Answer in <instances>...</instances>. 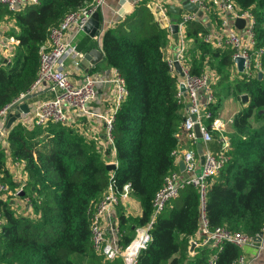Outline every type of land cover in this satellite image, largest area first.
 I'll return each mask as SVG.
<instances>
[{"label":"trees","instance_id":"1","mask_svg":"<svg viewBox=\"0 0 264 264\" xmlns=\"http://www.w3.org/2000/svg\"><path fill=\"white\" fill-rule=\"evenodd\" d=\"M91 2L41 0L24 10L4 7L1 14L15 21L18 31L12 35L19 44L10 60L0 58V110L26 93L37 78L39 51L51 29ZM234 2L254 16L255 47L263 49V75L238 72L234 48L205 40L212 30L205 20L218 19L217 14L186 23L189 70L197 75L210 71L215 77L208 125L229 95L241 100L247 94L249 99L222 134L228 141L226 159L216 175L206 178L204 195L193 183L179 189L156 216L149 229L151 241L140 251L138 264H207L217 252L215 247L197 246L191 257L203 206L209 229L224 227L256 237L264 228V112H260L264 110V0ZM172 36L146 5L104 31L105 64L119 72L127 90L113 121L114 154L111 146L104 148L74 124L16 122L10 128L7 147L0 144V179L16 191L21 184L7 160L25 162L27 180L19 197L33 214L17 212L10 200L0 197L5 219L0 224V264H125L122 256L107 260L95 248L94 213L111 182L121 189L129 185L141 213L133 216L124 203L116 206L118 245L124 249L149 224L153 200L165 178L179 171L174 152L185 133L188 102L179 99V76L164 54ZM193 148L199 151L197 145ZM109 160L117 162L113 170L107 167ZM242 255V247L227 242L215 264H240Z\"/></svg>","mask_w":264,"mask_h":264},{"label":"built area","instance_id":"2","mask_svg":"<svg viewBox=\"0 0 264 264\" xmlns=\"http://www.w3.org/2000/svg\"><path fill=\"white\" fill-rule=\"evenodd\" d=\"M105 1L92 0L90 5L68 13L58 26L51 29L47 42L41 46L39 51L40 66L37 78L26 93L21 94L19 98L0 110V136L5 135L3 124L8 122L10 113L17 111L15 105L21 100V97L34 93L48 85L55 91V96L35 103L32 108L30 107V111L24 113L17 122H22L27 126L46 124L48 122L74 124L88 137L95 138L103 143L104 147L111 146L113 154L115 153L112 127L115 113L127 93L124 80L119 72L114 69L112 78L100 79L95 74H90L83 82L75 83L67 70L69 59L76 60L75 65L78 66L80 59L84 57V53L79 50L77 43L74 41V36H69V32L72 29L75 30V35L83 32L89 19L95 12H99L102 9ZM189 1L197 4L199 9L204 11V16L215 13L219 18V28H211V32L205 35V40L211 41L219 47L230 46L234 48V58L242 56L245 59L244 72L248 74H259V72H262L260 57L263 54V49L255 47L254 16L250 10H240L234 0ZM40 3L41 0H0V6H7L10 10L36 6ZM199 18L200 16L197 12H186L178 20L179 38L177 40V51L174 57L167 58L173 73L178 74L175 66L176 61L180 63L184 72L183 76L178 74L179 90L177 95L180 100L188 102L184 129L193 147L199 141L194 130L196 124L199 125L202 133L203 147L213 140L212 130H222L224 128V123L220 119L214 118L210 125L207 123L208 119L213 117L208 105L215 100L211 88V83H213L215 77L210 71L200 75L194 74L189 70V65L186 63L189 49V40L185 34L186 23ZM237 18L246 20L242 29L235 25ZM205 22L209 24V18ZM252 66L254 70L251 69ZM102 81L110 82L115 89L111 105L105 113L95 111L92 105L97 95L96 86ZM181 83L185 85V92L180 90ZM193 114L196 116L195 120L191 117ZM98 119L102 120L104 124L103 132L96 125V120ZM220 142L222 147L219 152L212 151L209 148L203 150L205 158L203 164H199L201 155L199 156L194 148L182 154V159L186 164V171L193 172L195 175L186 178L181 171H174L165 178L163 187L157 192L153 200L154 211L149 224L143 229H139L136 238L124 249L118 245V228L112 219V212L119 203H124L128 200L130 187L125 184L121 189L114 182L109 184L104 196L96 206L92 224L94 246L104 255L105 259L112 260L122 256L125 264H138L137 258L140 251L146 248L151 241L149 229L152 227L156 216L171 198L178 195L179 189L186 183H193L201 187L204 195L206 178L216 175L226 159L224 150L228 145V141L222 136ZM178 150L174 152L175 156L179 155ZM109 163H114L117 166V162L113 160ZM10 169L14 179L18 180L21 185L16 191H13L7 183L0 179V197L5 200H9L8 196L10 197L12 194L19 196L23 191V184L27 180L24 161L12 160ZM111 176L113 177L114 173ZM10 201L13 202V200ZM23 201L26 207V200ZM4 222L5 219L0 214V224ZM262 232L264 234V228ZM256 237L240 231L231 232L224 227L209 229L203 206L199 233L192 240V243H195V247H215L217 252L211 256L207 263L215 264L218 252L222 250L225 243L231 242L243 248L246 245L255 244L257 241ZM192 254L194 255V252ZM239 262L240 264L246 263L244 255L240 257Z\"/></svg>","mask_w":264,"mask_h":264},{"label":"crops","instance_id":"3","mask_svg":"<svg viewBox=\"0 0 264 264\" xmlns=\"http://www.w3.org/2000/svg\"><path fill=\"white\" fill-rule=\"evenodd\" d=\"M184 1L185 0H106L104 6L99 11L101 13V21L104 22V28L102 31H100L98 35L92 37L90 34L86 33L85 31L75 35V30L72 29L69 32V36L71 37L74 36V41L77 43L79 50L82 51L84 54L93 47H96L98 44L100 45L103 51L102 36L104 34L105 29H107L108 27L115 26L120 21H124L125 18L129 14H131L136 7L141 5H146L151 10L155 18L161 23V25L169 28L171 31L170 25L174 22V20L178 22V20H180L183 17V14H185L186 11L183 10L181 14H176L170 11V6L171 5L177 6V9L175 10L178 11V8H181L183 6ZM4 7L7 8V6L4 5L0 6V58H5L6 60H10L14 54L15 47L19 44V40L14 35H12V32H17L18 28L16 27L14 20H8L7 15L1 14V12H3L4 10ZM17 10H24V8ZM209 25L212 27V29H218L219 18L212 22L210 21ZM177 44L178 41L175 40V38L173 37V41L164 47V54L168 59L175 56L178 47ZM82 59H80L78 66L75 65L76 60L74 59H69L67 63L68 73L70 74L72 80L75 83L83 82L85 78L90 74H95L100 79H108L110 77L112 78L114 74V68L108 67L105 64V61L99 63L90 61L88 63L83 64ZM96 88H97V95L95 100L92 102L93 109L97 112L105 113L108 111L111 105L113 93L115 92L114 86L113 84H110V82L107 83L102 81L97 84ZM36 93L37 95L35 97L26 100V102L29 104L31 108L35 105V103L53 98L55 96V91L52 90L48 85L45 88L37 90ZM232 98L234 100H227L226 104L225 102H223V105L228 104L229 107L233 108L232 114L229 116L228 115L223 116L222 109L220 110L219 115L216 117V119H220L223 121L224 128L222 130H214V132H217L218 135H215L213 133V140L208 145H204L203 150L209 148L210 150L216 152L221 149L220 141H221V137L223 136L222 135L223 132L229 129L230 123L232 122L234 115L238 113L240 110H242L244 106L247 104L244 103L242 99L241 100L235 99L234 96H232ZM16 122L17 121H15V123ZM7 124L8 122L3 124V127H5L4 130L5 135L0 136V144L5 147H7L8 145L7 139L10 132V128L9 129L7 128ZM96 125L101 130V132H103L104 124L102 120L100 119L96 120ZM191 148H193V144L188 139L185 132L184 134H182L181 144L178 148L179 155L175 156L177 165L179 160L182 159V154ZM198 155L200 156L199 151H198ZM110 161L112 160H109V162ZM199 161H200L199 164H201V160ZM11 162H12V158L9 157V159L7 160L8 167H10ZM130 205L135 207L136 210L135 213H130V210L128 208V206ZM124 206L126 212L132 214L133 216H136L141 213L140 202L131 195L129 196L128 200L124 202ZM25 210L29 211V209L27 210L26 208ZM115 211L116 208L112 212V219L113 221H115L116 227L118 228L119 227L118 219ZM192 252H194V250L191 251V257L194 256ZM243 255L245 256V260H246L245 264H264V234L261 236L260 240L256 241L255 244L244 246Z\"/></svg>","mask_w":264,"mask_h":264},{"label":"water","instance_id":"4","mask_svg":"<svg viewBox=\"0 0 264 264\" xmlns=\"http://www.w3.org/2000/svg\"><path fill=\"white\" fill-rule=\"evenodd\" d=\"M175 9H177V6H173V5L170 6V11L173 13H176V14H181L183 12V10H185L186 12H197V14L200 17H204V11L202 9H199V6L197 4L192 3L189 0H185L183 6L181 8H178V11H176ZM245 22H246V20L244 18H237L235 21V25L239 29H242L245 26ZM103 28H104V22L101 21V13L97 11L89 19L88 23L84 27V31L86 33L90 34L92 37H95L96 35H98L100 33V31L103 30ZM170 28H171V32L173 34V37L175 38V40H178V38H179V34H178L179 27H178V23L176 20H174V22L170 25ZM90 61L98 62V63L105 61V54L103 53L99 44L96 47H93L92 49L85 52L84 57L82 59V63L85 64V63H88ZM234 62L236 64L237 70L239 72H244V70H245V68H244V66H245L244 57L236 56L234 58ZM175 66H176L177 72L181 76H183L184 72L181 68L180 63L176 61ZM258 75L261 78L263 75V72H259ZM180 90L183 92H185V90H186L185 85L183 83L180 84ZM36 95H37V93L34 92V93L26 94L25 96L21 97V100L15 105L17 108V112L10 113V116L8 119V124H7L8 129L11 128L12 125L15 123V121L20 119V117L24 113H27L30 111V106L26 102V100L31 99V98L35 97ZM241 97H242V101L244 103L248 102L249 97L247 94H242ZM260 112L262 113V112H264V110H261ZM191 117L193 120L196 119V116L194 114ZM194 130H195L196 135L199 139V141L197 143V147H198L200 155H201V164H203L205 158L203 155L202 133L200 131V127L198 124L195 125ZM178 166H179V170L183 173L184 177L189 178V177L195 175L193 172L186 171V164H185V161L183 159L179 160ZM107 167L109 170H113L116 167V165L114 163H108ZM262 235H263V232H261L260 235L256 237V240H260ZM194 247H195V243H192L191 251L194 250Z\"/></svg>","mask_w":264,"mask_h":264},{"label":"rangeland","instance_id":"5","mask_svg":"<svg viewBox=\"0 0 264 264\" xmlns=\"http://www.w3.org/2000/svg\"><path fill=\"white\" fill-rule=\"evenodd\" d=\"M235 68H237V67L235 66ZM227 100H234V99L232 98L231 95H229L228 97H226L224 99L225 104H226ZM221 109H222V115L223 116H225V115L229 116L233 112V108L229 107L228 104L227 105H223ZM8 198H9V200H13L12 204L16 206V211L17 212L28 213L30 215L33 214L32 209H29V211L25 210L26 207H25L24 201H23V199H21V197L15 196V195L12 194L10 197L8 196ZM137 207H139V206H137ZM128 208L130 210V213H135V211H136L135 207L130 205V206H128Z\"/></svg>","mask_w":264,"mask_h":264}]
</instances>
